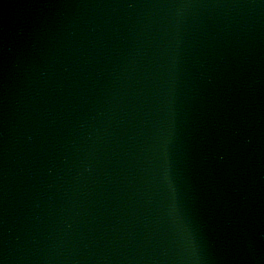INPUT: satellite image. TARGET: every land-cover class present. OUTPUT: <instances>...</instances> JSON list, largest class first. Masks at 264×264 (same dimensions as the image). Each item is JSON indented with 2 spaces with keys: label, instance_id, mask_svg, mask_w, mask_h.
<instances>
[{
  "label": "water",
  "instance_id": "95a60500",
  "mask_svg": "<svg viewBox=\"0 0 264 264\" xmlns=\"http://www.w3.org/2000/svg\"><path fill=\"white\" fill-rule=\"evenodd\" d=\"M0 264H264V0H0Z\"/></svg>",
  "mask_w": 264,
  "mask_h": 264
}]
</instances>
